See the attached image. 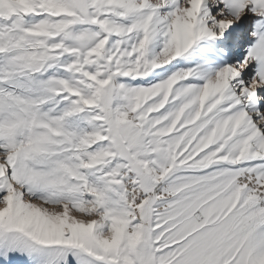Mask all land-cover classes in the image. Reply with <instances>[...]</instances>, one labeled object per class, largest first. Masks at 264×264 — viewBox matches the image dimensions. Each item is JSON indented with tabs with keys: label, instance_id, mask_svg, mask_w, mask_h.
I'll list each match as a JSON object with an SVG mask.
<instances>
[{
	"label": "snow or ice",
	"instance_id": "6c2138e0",
	"mask_svg": "<svg viewBox=\"0 0 264 264\" xmlns=\"http://www.w3.org/2000/svg\"><path fill=\"white\" fill-rule=\"evenodd\" d=\"M0 264H264V0H0Z\"/></svg>",
	"mask_w": 264,
	"mask_h": 264
}]
</instances>
